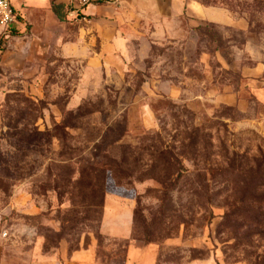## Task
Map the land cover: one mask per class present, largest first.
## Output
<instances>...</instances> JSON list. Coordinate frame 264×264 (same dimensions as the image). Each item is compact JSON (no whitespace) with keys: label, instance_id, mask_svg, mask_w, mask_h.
Returning <instances> with one entry per match:
<instances>
[{"label":"rangeland","instance_id":"374dc122","mask_svg":"<svg viewBox=\"0 0 264 264\" xmlns=\"http://www.w3.org/2000/svg\"><path fill=\"white\" fill-rule=\"evenodd\" d=\"M31 1L0 36V264H264V0Z\"/></svg>","mask_w":264,"mask_h":264},{"label":"built area","instance_id":"2783aa9c","mask_svg":"<svg viewBox=\"0 0 264 264\" xmlns=\"http://www.w3.org/2000/svg\"><path fill=\"white\" fill-rule=\"evenodd\" d=\"M98 0H66L68 5V14L72 15L80 10L82 11L87 5ZM17 24V16L12 0H0V35L9 31Z\"/></svg>","mask_w":264,"mask_h":264},{"label":"trees","instance_id":"16d2710c","mask_svg":"<svg viewBox=\"0 0 264 264\" xmlns=\"http://www.w3.org/2000/svg\"><path fill=\"white\" fill-rule=\"evenodd\" d=\"M51 1V8H52V11L55 13V15L60 19V20H63L65 15L61 13V8L62 9H65L66 11L65 12H68L69 8H68V5L67 4H64V3H60L58 2V0H50ZM100 1V0H98ZM16 16H17V19L18 20H22V18H20L18 16V14L16 13ZM14 29V27H12ZM9 32H12V30H9ZM1 41V40H0Z\"/></svg>","mask_w":264,"mask_h":264},{"label":"crops","instance_id":"0c3cea01","mask_svg":"<svg viewBox=\"0 0 264 264\" xmlns=\"http://www.w3.org/2000/svg\"><path fill=\"white\" fill-rule=\"evenodd\" d=\"M19 1L20 0H12V6L16 9V8H18L19 7ZM100 1H103V0H100ZM27 2L28 3H32V4H37V2H32L31 0H27ZM58 2H60V3H64V4H66V2H62V1H60V0H58ZM88 6V5H87ZM20 8V7H19ZM85 9V8H84ZM17 13V12H16ZM18 14V13H17ZM18 16L20 17V18H22L19 14H18ZM18 21H20V22H18ZM17 23H25L24 22V19L22 18V20H18L17 19ZM19 27V26H18ZM1 36V35H0ZM69 264H79L78 262H75V261H71Z\"/></svg>","mask_w":264,"mask_h":264}]
</instances>
